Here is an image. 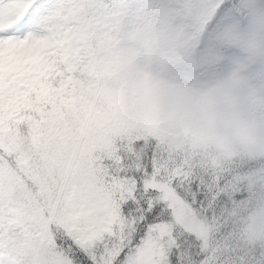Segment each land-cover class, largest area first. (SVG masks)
<instances>
[{
  "label": "snow or ice",
  "instance_id": "1",
  "mask_svg": "<svg viewBox=\"0 0 264 264\" xmlns=\"http://www.w3.org/2000/svg\"><path fill=\"white\" fill-rule=\"evenodd\" d=\"M0 264H264V0H0Z\"/></svg>",
  "mask_w": 264,
  "mask_h": 264
}]
</instances>
